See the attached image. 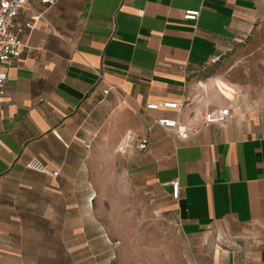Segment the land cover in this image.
I'll list each match as a JSON object with an SVG mask.
<instances>
[{"label":"crops","instance_id":"1","mask_svg":"<svg viewBox=\"0 0 264 264\" xmlns=\"http://www.w3.org/2000/svg\"><path fill=\"white\" fill-rule=\"evenodd\" d=\"M187 10L199 19L184 20ZM14 22L35 27L1 67L0 264H29L30 236H52L70 253L108 246L94 206L98 156L153 220L177 225L181 264H264V101L215 77L195 80L264 26V0H56L24 7ZM165 102L182 105L147 108ZM217 109L229 120L207 125ZM108 139L111 154L98 153ZM33 157L58 177L28 170Z\"/></svg>","mask_w":264,"mask_h":264},{"label":"rangeland","instance_id":"2","mask_svg":"<svg viewBox=\"0 0 264 264\" xmlns=\"http://www.w3.org/2000/svg\"><path fill=\"white\" fill-rule=\"evenodd\" d=\"M218 78L244 91L255 103L264 101V26L252 34L208 68L198 79ZM114 135L115 132L110 133ZM115 139L98 142L101 149L110 152ZM108 154L109 163L115 156ZM93 167L97 186L98 214L108 222V246L98 242L86 252L70 253L64 246L53 243L52 236H30L26 259L29 264H181L179 230L176 224L152 219L150 204L140 197L123 193L124 179L116 167ZM124 257V258H123Z\"/></svg>","mask_w":264,"mask_h":264},{"label":"built area","instance_id":"3","mask_svg":"<svg viewBox=\"0 0 264 264\" xmlns=\"http://www.w3.org/2000/svg\"><path fill=\"white\" fill-rule=\"evenodd\" d=\"M40 3L45 7H50L55 4L56 0H0V96L6 94V85L8 81V75L6 72L1 70V67L10 62L13 58L20 56L22 49L25 47L23 35L27 30L32 31L35 27L33 23H27L26 26H16L15 19L19 15L20 11L33 3ZM43 16L41 12L37 19ZM200 17L199 10H187L184 16V20L190 22H196ZM110 89L104 91V94H108ZM181 103L165 102L162 105L151 104L147 108L149 110H159L164 109H178L181 107ZM231 116L229 109H217L205 114L204 121L207 125L213 124H224ZM158 125L168 129L177 130V135L182 138H186L187 134L179 126L176 119L171 118H160L156 120ZM135 139L132 137L128 138V143H132ZM149 144L148 138H141L138 142L137 148L140 151L147 149ZM127 144L126 146H128ZM124 149L121 148V151ZM28 170L45 174L47 176L56 178L59 175L58 171H52L48 165L39 157L31 158L27 165ZM172 186V196L174 199L180 198V183L178 181H173Z\"/></svg>","mask_w":264,"mask_h":264}]
</instances>
